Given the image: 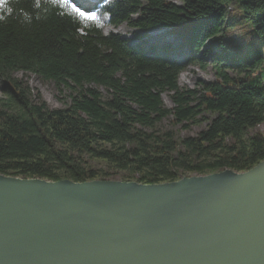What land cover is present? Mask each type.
I'll list each match as a JSON object with an SVG mask.
<instances>
[{
	"label": "trees",
	"instance_id": "16d2710c",
	"mask_svg": "<svg viewBox=\"0 0 264 264\" xmlns=\"http://www.w3.org/2000/svg\"><path fill=\"white\" fill-rule=\"evenodd\" d=\"M88 3L78 7L95 12L94 21L80 18L65 0L0 3V174L107 179L109 172L88 166L89 156L126 170L132 180L160 183L192 172L245 171L264 159V132L249 134L264 122V54L243 55L224 40L233 24L230 4L264 38V0ZM123 23L141 31L137 43L104 31ZM155 28L187 36L186 63L171 55L170 46L159 50L148 43L144 37ZM201 51L210 53L215 80L182 88L179 73L187 64H201ZM19 70L74 90L70 102L52 108L40 101L13 74ZM94 85L104 87L108 98ZM167 90L171 107L162 98ZM206 110L216 115L195 135L156 129L170 115L187 129L206 118Z\"/></svg>",
	"mask_w": 264,
	"mask_h": 264
},
{
	"label": "water",
	"instance_id": "95a60500",
	"mask_svg": "<svg viewBox=\"0 0 264 264\" xmlns=\"http://www.w3.org/2000/svg\"><path fill=\"white\" fill-rule=\"evenodd\" d=\"M0 264H264V159L160 183L0 174Z\"/></svg>",
	"mask_w": 264,
	"mask_h": 264
},
{
	"label": "rangeland",
	"instance_id": "374dc122",
	"mask_svg": "<svg viewBox=\"0 0 264 264\" xmlns=\"http://www.w3.org/2000/svg\"><path fill=\"white\" fill-rule=\"evenodd\" d=\"M77 5L79 0H71ZM176 3H180V0H170ZM97 16V15H96ZM227 18L232 21L233 24L228 28L225 41L229 47L243 55H252L264 54V38L256 35L249 24L246 21H243L241 18V13L237 10L233 4H230L227 9ZM101 22L105 24L107 22V17L104 15L100 16ZM164 30V31H163ZM105 32L112 31L119 34L122 38L127 39L130 43H137L140 39L136 38V33H140V30L135 29L130 26L128 23H123L117 28L112 26H105ZM148 43L156 44L159 47V50H162L166 45L170 46L169 51L178 61L186 63L189 59L190 51L186 45L188 40L187 36L184 34H178L170 31L165 28H155L147 32V35L144 37ZM201 64H205V67L200 66L198 62L187 64V66L179 73L178 82L182 88H198L202 82L214 81L216 78L215 68L211 61L210 53L207 51H201L198 54ZM264 69V66H263ZM231 73L237 75V72L231 70ZM13 74L21 79L25 84H28L31 88L32 93L40 100L46 101L48 105L52 108L54 107H65L67 103L70 102V93L74 90H71L68 87L63 86L57 88L55 83L51 80L44 79L41 75L30 72V71H14ZM99 87L102 91V97L108 98V91L102 87ZM3 81L0 80V97L2 94ZM171 92L165 91L162 95L163 101L166 106L171 107L173 105L171 101ZM206 118L202 121L191 123L190 127L184 129L181 125H175L173 123V116H168L164 118L157 126L156 129L159 131H165L171 129L178 136H187L195 135L201 129L205 127L207 120L214 117L216 112L204 111ZM256 131L264 132V122L258 125L255 128L249 130V134H252ZM87 164L89 167L102 169L103 171L109 172L107 179L114 180H132L129 176V173L126 170H119L111 167L105 160L92 158L86 156ZM200 175L199 173L192 172L187 174H182L180 178L184 176H193ZM137 175H135L136 177ZM102 179V178H99ZM136 181V180H135Z\"/></svg>",
	"mask_w": 264,
	"mask_h": 264
},
{
	"label": "snow or ice",
	"instance_id": "6c2138e0",
	"mask_svg": "<svg viewBox=\"0 0 264 264\" xmlns=\"http://www.w3.org/2000/svg\"><path fill=\"white\" fill-rule=\"evenodd\" d=\"M4 2V0H0V3ZM53 3H56L57 0H52ZM65 2H67V0H65ZM68 7L70 8V10L74 13H77L79 15L80 18L84 19L85 21H89V20H96L97 16L95 12H87V11H83L81 10L80 7H77V5L75 3H69Z\"/></svg>",
	"mask_w": 264,
	"mask_h": 264
},
{
	"label": "bare ground",
	"instance_id": "6f19581e",
	"mask_svg": "<svg viewBox=\"0 0 264 264\" xmlns=\"http://www.w3.org/2000/svg\"><path fill=\"white\" fill-rule=\"evenodd\" d=\"M164 31V30H163Z\"/></svg>",
	"mask_w": 264,
	"mask_h": 264
}]
</instances>
